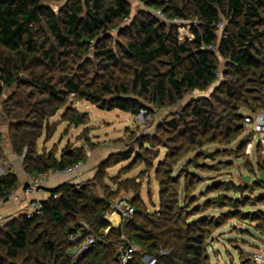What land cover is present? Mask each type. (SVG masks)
<instances>
[{
  "label": "trees",
  "instance_id": "obj_1",
  "mask_svg": "<svg viewBox=\"0 0 264 264\" xmlns=\"http://www.w3.org/2000/svg\"><path fill=\"white\" fill-rule=\"evenodd\" d=\"M140 1L169 20H189L193 38L181 42L176 23L155 13L141 11L132 17L129 0H67L57 12L42 0H0V105L4 88L15 86L2 115L10 119L12 149L23 157L29 175L62 172L86 161L84 147L67 145L59 156L36 152L46 119L71 95L101 110L137 115L144 108L141 99L174 105L187 92L219 82L211 98L192 103L170 124L177 128L189 118L194 125L180 132L196 130L200 137L214 124L212 98L223 102L221 116L234 125L244 118L239 109L250 114L264 110V0ZM127 20L130 24L122 26ZM220 24L224 29L219 35ZM120 37L126 41L120 42ZM209 46L216 51L202 48ZM217 54L225 64L222 81ZM61 119L80 126L85 114L69 108ZM163 165L166 177L159 180L157 214L149 216L132 199L133 219L110 228L107 237L116 231V237L127 235L137 245L130 264H144V253L154 256L156 264H210L205 231L184 218L178 202L177 183L169 174L174 164ZM18 184L11 172L2 175L0 201ZM50 193L40 213L0 226V264H110L105 240L78 260L68 257L74 247L69 236L80 228V219L95 236L105 237L103 230L111 226L104 218L110 203L69 184ZM231 205L237 206L236 200ZM95 249L104 253L102 260L92 257ZM161 249L167 254H160ZM112 259L111 264H120L116 254Z\"/></svg>",
  "mask_w": 264,
  "mask_h": 264
},
{
  "label": "rangeland",
  "instance_id": "obj_2",
  "mask_svg": "<svg viewBox=\"0 0 264 264\" xmlns=\"http://www.w3.org/2000/svg\"><path fill=\"white\" fill-rule=\"evenodd\" d=\"M42 2L57 12L67 0ZM129 3L132 6V17L141 11L155 13L140 0ZM175 23L179 39L185 35L192 36L189 20L179 19ZM129 24L130 20H127L122 26ZM221 33L218 31L219 35ZM117 37L115 33V39ZM118 39L122 43L126 41L124 37ZM219 60V80L222 81L225 64L220 56ZM218 84L216 82L215 86L204 91H189L174 105H158L141 99L144 103L142 118L120 110H101L71 95L53 117L46 119L43 135L36 144V152H56L59 156L67 145L84 147L87 155L81 166L84 173L73 185L86 188L96 197L110 203L109 211L104 214L107 221L113 215L112 205L122 193L133 199L149 216H155L160 209L159 180L166 177V173L162 172L163 164L172 162L174 165L169 174L177 183L178 202L185 211L184 218L188 222H198L205 231L210 264H260L254 260V256L264 254V182L261 181V173L264 172V133L256 131L245 119L247 116L264 113V110L250 114L241 108L238 112L244 118L234 125L221 116L224 113L223 102L212 98L215 113L209 134L200 137V131L185 132L194 125L189 118H185V125L179 122L177 128L170 126L189 105L203 98H211ZM15 89V86L4 88L1 96L0 161L2 175L11 172L22 184L34 176L25 171L23 157L13 151L10 119L2 115L5 112L4 101ZM69 108L84 113L85 123L75 126L62 120L63 113ZM171 108L175 109L174 112L172 110L167 113ZM160 113L165 114V117H161L162 124L153 129ZM182 129L185 131L180 132ZM233 200H236L237 206L231 205ZM25 213L19 211L6 216L1 228ZM83 222L86 223L80 219L79 226ZM123 223L126 225V222ZM69 224L74 225L73 222ZM110 225L116 230L121 224L117 227L112 223ZM109 231L110 228L103 230V238L95 236L94 231L91 235L96 240L93 245L99 240H105L102 245H107L106 248L114 258L124 238L116 237V231L107 237ZM86 254L77 255L73 247L68 257L75 261ZM92 255L99 261L104 258V253L97 254L96 249ZM111 257L107 259L110 264L114 263Z\"/></svg>",
  "mask_w": 264,
  "mask_h": 264
},
{
  "label": "built area",
  "instance_id": "obj_3",
  "mask_svg": "<svg viewBox=\"0 0 264 264\" xmlns=\"http://www.w3.org/2000/svg\"><path fill=\"white\" fill-rule=\"evenodd\" d=\"M132 1V0H131ZM138 1L139 0H135ZM155 15L163 20V21H171L173 23H175L177 20L179 19H175V20H169L166 15L161 11V10H155ZM192 23L190 22L189 25H191ZM224 29V24H220L218 26V30L219 31H223ZM190 38L189 36L185 35L184 37H181V39H188ZM181 39H179L180 41H182ZM191 39V38H190ZM202 48H207L208 50L211 51H216V47L213 46H209V47H202ZM142 112L143 110H141L137 115L139 118H142ZM246 122L250 123L251 125H253L254 129L258 132H263L264 133V113H258L256 114L254 117L251 116H247L246 117ZM82 163H78L75 164L65 170H63L61 173L63 174H77L79 172V170L81 169ZM2 164L0 161V177L2 176ZM59 173V172H58ZM47 174L48 173H42L38 176V178L40 180H44L47 178ZM29 187L28 189H26V191L30 192L33 187H32V183L28 184ZM59 195L55 194L53 197L57 198ZM8 200H12V201H19L20 198L16 193H12L9 198L5 201ZM3 200V202H5ZM30 210L27 211L25 213V215L30 218L35 214L40 213V210L42 208V203L40 201H32L30 202ZM112 210L113 213L117 214L118 217L120 218L121 222H127L130 221L131 219H133L134 214H135V207L131 202V199L128 195H126L125 193H122L117 200L115 201V203L112 205ZM5 222V217L0 213V226L3 225V223ZM90 228L88 226L87 223H81L80 228H78L76 230V232L70 234L69 236V242L71 244H73L74 248L76 249V253L77 255H82L85 252H88L91 250V248L95 245V238L92 237L91 234H87L85 235L84 231L89 232ZM124 238V242L122 245H118L117 247V259L119 261L120 264H130L135 260V257L138 253V247L137 245L130 240L129 238L122 236ZM160 254H167L166 251H164L163 249L160 250ZM141 260L144 264H156V258L152 255L146 254L144 253L141 257ZM254 260L257 263L260 264H264V254L263 253H258L254 256Z\"/></svg>",
  "mask_w": 264,
  "mask_h": 264
},
{
  "label": "crops",
  "instance_id": "obj_4",
  "mask_svg": "<svg viewBox=\"0 0 264 264\" xmlns=\"http://www.w3.org/2000/svg\"><path fill=\"white\" fill-rule=\"evenodd\" d=\"M129 1L132 2L131 0ZM190 38H193V35ZM83 173L84 171H82V168H81L77 174H63L61 172L59 173L58 172H48L47 178L44 180H40L38 178L39 175L34 176V178L31 179L30 181H27V183L24 182L21 184V180H19L20 184H18V188L14 191V193H16L19 196L20 200L16 202L12 200H8L5 202L0 201V213L4 217L10 216L11 214L17 213L19 211H21L22 213H25L30 210V206H29L30 202L32 201L43 202V201L48 200L51 197L50 192L52 189L62 184H69V185L76 184L78 180L83 176ZM23 180L25 179L23 178ZM29 183H32V187H33V189L30 192L26 191V189H28L29 187L28 185ZM108 221L112 223V225L115 227L121 224V220L119 217L116 220V223L111 221L110 219ZM109 228H112V227L110 226Z\"/></svg>",
  "mask_w": 264,
  "mask_h": 264
},
{
  "label": "water",
  "instance_id": "obj_5",
  "mask_svg": "<svg viewBox=\"0 0 264 264\" xmlns=\"http://www.w3.org/2000/svg\"><path fill=\"white\" fill-rule=\"evenodd\" d=\"M173 110V111H172ZM174 110L175 109H169L168 111H167V113H169V112H174ZM176 112V111H175ZM158 115H160V117H159V119H158V121H157V123L154 125V127H153V129H156V128H158L161 124H162V121H161V117H165V114H158ZM261 181H263L264 182V172H262L261 173Z\"/></svg>",
  "mask_w": 264,
  "mask_h": 264
},
{
  "label": "bare ground",
  "instance_id": "obj_6",
  "mask_svg": "<svg viewBox=\"0 0 264 264\" xmlns=\"http://www.w3.org/2000/svg\"><path fill=\"white\" fill-rule=\"evenodd\" d=\"M116 214L113 213V215L110 216V220L113 221V222H116L114 219H116Z\"/></svg>",
  "mask_w": 264,
  "mask_h": 264
}]
</instances>
